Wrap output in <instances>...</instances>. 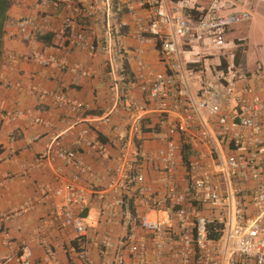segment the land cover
Returning <instances> with one entry per match:
<instances>
[{
	"label": "crops",
	"instance_id": "crops-1",
	"mask_svg": "<svg viewBox=\"0 0 264 264\" xmlns=\"http://www.w3.org/2000/svg\"><path fill=\"white\" fill-rule=\"evenodd\" d=\"M76 1L91 11L72 14L55 7L50 1L41 4L37 0H10L6 12L0 59V113L17 109L23 116L11 122L0 118V144L5 147L0 153V264H15L13 258L22 243L30 247L29 264H47L43 241L49 244L59 264H114L116 251L123 264H131L135 258L128 252L124 241L128 232L145 239L147 264H177L174 250H165L156 256L148 233L130 218V214L135 213L144 214L149 219L166 220L176 208L167 197L168 181L164 167L148 157L164 148L168 122L175 120L177 113L160 117L156 104L146 99L134 82L137 73L168 71L170 61L160 60L154 36L137 31L136 18L144 17L147 4L140 5L138 0H108L107 7L104 0ZM206 2L198 0L202 6ZM254 2L256 0H246L237 9L249 13L248 9L253 8ZM128 6L131 13H127ZM107 16L119 30L114 37L118 63L117 91L112 87L104 55L99 50L89 55L69 40L70 34L80 32L97 44L104 32ZM19 18L32 19L35 27L28 26L24 32H19L16 25ZM235 25L225 34L228 45L223 50L237 69L249 75L264 67V47H257V56L248 54L246 33ZM233 42L235 46H230ZM180 45L181 61L188 67H200L204 70V77L210 76L214 65L222 61L215 48L184 41ZM31 52L49 55L56 60L64 59L66 66H43L25 60L23 56ZM196 59L198 63H191ZM199 78L195 75L190 81L193 91L199 86ZM125 97L136 106L139 127L131 137L144 158L140 166L142 181L139 184L130 182L127 191L118 196L115 188L120 160L117 158L116 137L128 131L129 118L122 104ZM70 101L82 106L72 107ZM107 111H110L107 121L93 120ZM226 111L232 114L231 107ZM200 117L195 121V128L204 126L208 132L206 137L200 140L198 132H191L188 136L174 133L171 136L178 149L169 184L178 194L188 183L186 160H189L188 164L196 163L198 170L212 174L211 162L215 151L225 154L228 149L241 150L232 145L231 149L227 147V143L216 134V124L206 118L203 111ZM34 118L42 122H33ZM84 128L88 130L85 135L88 140L104 143L101 155L86 143L79 141L75 144ZM11 134L16 136L12 141L9 140ZM57 146L74 150L81 162L90 165L94 173L93 178L80 173V178L74 183L84 191V201L70 206L71 211L86 223L85 240L82 241L86 248L85 259L78 256V247L70 246L72 240L79 246L72 227L59 224L52 215L54 206L59 208L62 205L65 194L52 193L59 186L57 178L69 182L76 172L74 167L55 156ZM213 181L220 190L224 189V181L220 177L214 175ZM233 182L230 186L237 191L250 184ZM138 186L147 187L146 193L161 199V205L149 207L141 198ZM99 193H102V198L97 196ZM116 199L119 202H115ZM185 205L195 206L208 222L215 220L221 223L228 214L227 208L216 210L199 204L191 194H188ZM167 224L170 231L178 232L180 226L175 219L169 217ZM104 235L109 237L112 248L101 253L98 241Z\"/></svg>",
	"mask_w": 264,
	"mask_h": 264
},
{
	"label": "built area",
	"instance_id": "built-area-1",
	"mask_svg": "<svg viewBox=\"0 0 264 264\" xmlns=\"http://www.w3.org/2000/svg\"><path fill=\"white\" fill-rule=\"evenodd\" d=\"M39 3L51 2L55 7L72 14H86L89 7L79 4L76 0H37ZM108 7V0H104ZM246 0H207L202 6L198 0H138L140 5L147 4L148 9L144 17H137L138 33H146L155 37L160 60L169 63L168 71H147L137 73L134 80L137 88L154 102L160 117H167L169 113H177L175 120L168 122L164 148L159 149L149 160L159 162L166 173L167 197L176 208L172 210L166 220L149 219L144 214H130L149 235L152 250L156 256L165 250H174L177 264H264V67H259L249 75L236 68V65L226 57L224 48L228 42L225 34L235 23L248 17V12L238 10L237 6ZM118 6L119 1H117ZM127 13H131L130 6ZM17 30L24 32L26 27H35L32 19L19 18L16 21ZM108 16L105 19V29L97 44L91 42L83 33L69 35L70 42L89 55L99 50L104 55V61L112 77V87L117 91L116 74L118 63L114 37L118 34ZM193 43L204 48H215L218 61L210 73L204 77L200 67H188L180 59V42ZM235 42L230 46H235ZM231 55H229L230 57ZM30 60L46 66L55 64L65 67L64 59L56 60L52 56H42L37 52L24 55ZM193 60L191 63H198ZM197 75L199 86L193 91L190 81ZM119 98V96H117ZM61 100L62 97H58ZM121 99V97H120ZM128 114L129 125L127 133L117 135L118 159L120 166L117 170L118 180L115 190L118 196L127 191L130 182L140 183L142 173L141 162L144 156L132 143V135L138 130V116L136 106L125 97L123 102ZM70 106L80 108L81 103L69 102ZM231 107L232 114L226 109ZM203 111L206 118L216 124V134L227 143V147H237L222 154L215 151L212 159L210 174L207 170H198L194 162L187 165L189 182L180 194L169 184L172 166L178 146L172 139V134L180 133L188 136L191 132H198L201 140L208 132L204 126L195 128V121L200 120ZM110 111L93 118L94 121H107ZM23 114L15 109L0 113L2 121H15ZM33 122L42 120L34 118ZM88 130H81L79 141L86 143L97 155L104 152V143L86 138ZM129 135V136H128ZM11 134L9 140L15 139ZM0 144V153L4 150ZM56 157L66 165H71L76 172L70 181H62L59 177L58 187L52 193L63 194L62 205L54 206L53 217L61 225H69L74 230L79 241L77 254L85 259L86 248L82 245L85 240L86 223L80 215L74 214L70 206L84 201V191L78 188L80 173L84 172L89 178L94 177L92 167L83 164L74 150L57 146L54 149ZM147 159V158H145ZM224 181V189L220 190L213 176ZM233 183L249 184L242 191L230 186ZM75 182V183H74ZM141 198L152 208H158L162 200L146 193L147 187L138 186ZM188 194L194 196L199 204H206L212 209L227 208L228 214L221 222L222 227L217 238L208 236L207 220L193 205H185ZM102 198V193L97 194ZM115 202H119L116 199ZM169 217L179 223L176 233L170 231L167 221ZM126 248L134 256L131 264H147V243L144 238L136 237L133 232L125 235ZM100 252H107L112 243L107 235L98 241ZM47 264H59L49 244L43 241ZM72 246V245H70ZM73 247V246H72ZM31 250L27 243H22L13 260L15 264H29ZM8 260V257L4 259ZM4 263V262H3ZM2 263V264H3ZM114 264H123L122 257L116 251ZM154 264H160L155 262Z\"/></svg>",
	"mask_w": 264,
	"mask_h": 264
},
{
	"label": "rangeland",
	"instance_id": "rangeland-1",
	"mask_svg": "<svg viewBox=\"0 0 264 264\" xmlns=\"http://www.w3.org/2000/svg\"><path fill=\"white\" fill-rule=\"evenodd\" d=\"M248 11V17L245 20L236 23L235 27L239 31H243L246 33L245 44L247 46V53L253 56H257V47H264V0H256V2H254L253 4V8H251V10L249 8ZM190 153L192 154V152ZM188 161L186 160L187 165ZM189 178L190 177L187 174L186 180L188 182Z\"/></svg>",
	"mask_w": 264,
	"mask_h": 264
},
{
	"label": "trees",
	"instance_id": "trees-1",
	"mask_svg": "<svg viewBox=\"0 0 264 264\" xmlns=\"http://www.w3.org/2000/svg\"><path fill=\"white\" fill-rule=\"evenodd\" d=\"M9 4H10V0H0V59L2 53L3 25L6 19V12ZM206 227L208 231V236L211 238H217L219 236V232L221 230L222 224L218 221L212 220L207 222ZM71 245L74 247H78V245L75 243V240H72Z\"/></svg>",
	"mask_w": 264,
	"mask_h": 264
}]
</instances>
